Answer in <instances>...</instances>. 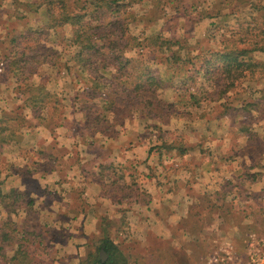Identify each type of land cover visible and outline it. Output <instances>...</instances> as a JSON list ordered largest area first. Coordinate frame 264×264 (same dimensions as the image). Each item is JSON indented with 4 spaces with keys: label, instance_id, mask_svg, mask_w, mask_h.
<instances>
[{
    "label": "crops",
    "instance_id": "obj_1",
    "mask_svg": "<svg viewBox=\"0 0 264 264\" xmlns=\"http://www.w3.org/2000/svg\"><path fill=\"white\" fill-rule=\"evenodd\" d=\"M45 7L37 0H0V17L9 21L0 23V264H79L94 240L104 236L129 255L128 264L136 261L126 236L140 242L145 258L153 249L157 262L164 243L198 224L194 211L210 214L208 201L223 202L235 212L239 200L256 201L247 211H264V130L257 128L264 114L257 112L258 97L243 100L237 90L218 96L214 89L220 82L190 83L188 91L196 97L176 101L187 106L185 145L182 130L174 131L173 142L166 145L161 137L148 138L146 128H133L131 120L147 118L140 111L117 116L101 110L88 118L80 109L81 121H93L91 129L67 126L65 111L57 125L40 122L27 84H20L18 70L3 61L12 34L27 39L22 31L42 11L48 22ZM15 25V31H7ZM257 83L246 80L248 88ZM152 139L160 146L149 149ZM226 189L234 199L227 200ZM233 224L236 218L229 219ZM21 246L26 260L13 259Z\"/></svg>",
    "mask_w": 264,
    "mask_h": 264
},
{
    "label": "rangeland",
    "instance_id": "obj_2",
    "mask_svg": "<svg viewBox=\"0 0 264 264\" xmlns=\"http://www.w3.org/2000/svg\"><path fill=\"white\" fill-rule=\"evenodd\" d=\"M39 1L54 3L53 5L51 4L54 10L50 12H53V15L57 14L56 11L59 6L55 2L57 0ZM98 1L104 4L106 0ZM117 1L119 4L118 10L112 18L109 15L107 16L104 5H101L98 10H94L93 0L64 1V4L69 10L78 11L83 14L84 22L88 25L90 33L95 35V38L103 36L108 31L115 34L117 37L114 42L115 46L117 48L123 47L124 51L122 53L123 59L121 60L127 61L130 58V61L126 63L124 69L121 71H117L112 67V65H116L115 60L108 61V65L113 70V74L107 77L102 72L103 70L99 71V75L103 77L105 83L112 80L110 82V88H106V90L102 88V90L95 91V93L92 91L91 68L83 70L76 66L71 59L74 52L79 50L78 46L72 44L71 25L65 24L47 29V18L42 11L37 17L38 21H31L30 27H26L27 31H22L25 32V35H29V37L25 40L22 37L19 41L20 48L18 51H24L27 54L39 52L47 56L42 58L37 55L36 58L40 61L30 62L31 68L29 73L31 72L32 77L28 81L30 83L29 86H31L29 92L30 94H35V87L38 85H43L45 90H48L50 93H57L58 90H62L61 93L59 92L61 96L59 97L65 99L63 113L65 111V114H67L64 117L67 126L75 129L85 128V123L80 120V115L78 116L80 109L83 111V114L88 111V116H91L92 112L96 111V105L101 104L103 106L108 97L113 100L110 111H115L117 116L123 113L138 111L137 109L141 106L147 108L145 103H142L143 99L136 96L131 87L124 89L121 81L124 79L122 74L128 68L131 70L130 66H138L135 70H139V68L142 69L143 66L145 67L148 64L151 70L157 71L156 80H158V84L153 85L150 89H142L139 95L142 98L144 97V100H151L153 102L160 101L165 106L172 104V113L164 122L151 118L149 116L151 114H149L146 119L131 120L130 124L133 128L138 126L140 128H146L147 133H149L148 138L159 139L161 137V144L166 145L173 142L171 140H174L176 136L172 134L174 131L182 130V144L185 145L187 143L186 133L189 131L186 128L185 118L187 106H183V104L178 105L176 101L179 99H176L175 96L178 95L180 98L185 97L187 92L185 91L186 86L188 87L190 83L194 84L197 81L198 86L201 87L202 80L205 81V78L197 76V80H190L185 75L171 77L170 68L172 65L167 59V56L171 55V50L176 48V46L175 44H170L169 41L165 42V40H171V37L180 39L181 46L178 50L185 59V49L187 47L194 48L206 45L207 47L218 49L221 46V42L229 40L232 35L244 39L245 46L258 43L264 46V0H242L241 2L239 0ZM11 12V9L7 10V14H11ZM198 12H204L207 16H213L203 18V24L197 25L195 20ZM2 21L3 19L0 17V23L7 24L9 22H6V19ZM11 29L6 30L13 32L17 29V25L11 27ZM187 34L188 36L190 35L189 38ZM99 42L107 44L105 41ZM150 55L156 56V65L151 62L152 59H149L148 56ZM252 55L264 63L263 51H254ZM109 56H112V54L110 53ZM97 60L95 62L101 65L102 63H98L100 57ZM104 61L102 62L105 63ZM3 62L5 64L7 60ZM6 66H8V63ZM183 66L186 68V62L182 64ZM210 77H213V80ZM214 78L217 80L216 82ZM209 79L206 81L214 82L215 85H218V82L221 81L220 76L218 77L215 73L209 74ZM247 79H250L249 76L243 78L236 88L228 92L237 90L239 97L244 98L243 100L256 97L262 99L257 106V112H261L258 114H264V70L255 73L253 80H256L258 83L254 87L248 88L246 86ZM192 80L194 81L192 82ZM128 81L132 82L130 75ZM61 83L65 84L63 88L60 87ZM145 86L148 87L147 84ZM238 86H242V88ZM101 91L105 92V94H100L99 92ZM214 91L217 94V90L214 89ZM75 99H78V101L73 103ZM103 99L105 100L104 102L102 101ZM166 109L170 111L171 107H166ZM63 113L61 111V114ZM178 118H183V121H179L176 124V119ZM118 122L121 123L120 120ZM156 127H159V130ZM257 128L264 130V124L261 123ZM164 132L166 141L163 140L164 134L162 133ZM154 142V140L152 142L148 141L147 146L149 149L160 146L158 145L159 143L154 145ZM164 161L170 164L171 158L168 159L166 156ZM227 186L228 184H225V187ZM228 190L226 189L225 192L227 200L234 199V194L228 193ZM255 202L239 200L237 209L246 211L248 217L250 216L249 219L242 221L243 224L256 225L258 231H264V227L262 226L264 223L260 221L263 216V211L258 209L259 207L252 209V211H247L250 207L253 208L256 206ZM207 203L205 207L208 208L210 214H203L205 210L200 211L198 214H196L198 211L193 212V221H197L196 218L201 215L202 222L198 223L200 225V232L198 233L193 230V232L180 233L179 231L176 233L173 241L168 240V242L164 243V245L166 244L165 252H163L164 254L161 260L157 262H155V257H153V249H151L152 256L149 255L145 258V252L138 250V243L140 242L135 237H133L135 239L132 237L129 239L130 236H126L130 247V251H127H129L132 259L136 261L135 264H194L197 261V252L203 251L204 249L207 250L216 244V242L224 239V235H233L235 237L238 234V232L236 233L237 224H233V226L229 225V219L234 216L231 215L233 214V210H229L228 207L224 206L223 202L218 200L209 205ZM213 204L214 206H212ZM246 204L249 205L248 208H241ZM195 208L193 209L197 210ZM152 243L153 247L155 243L154 241Z\"/></svg>",
    "mask_w": 264,
    "mask_h": 264
},
{
    "label": "trees",
    "instance_id": "obj_3",
    "mask_svg": "<svg viewBox=\"0 0 264 264\" xmlns=\"http://www.w3.org/2000/svg\"><path fill=\"white\" fill-rule=\"evenodd\" d=\"M51 1V0H50ZM65 0H57L55 1L57 4H59L57 8V14L53 15V12H50L51 10H54L53 4L51 2L46 1H39L41 4H44L46 6V11L49 14V20L47 24V29H52L55 26H61L65 24L71 25V34H72V44L75 46H78L79 50L77 52H74V54L71 56V59L74 61L75 65L83 70H87L91 68L92 71H90L91 81L93 83L92 91L95 93V91H100L102 88H110V85L112 80L106 83L103 81V77L99 75V71L103 70L108 72V75L113 74L112 69L110 65H108V61L115 60L116 65H112V67L115 68L117 71H121L124 69L127 62L130 61V58L126 60L123 59V47L117 48L115 46L114 42L116 41L115 34L111 33V31H108L103 36H98L95 38V35L93 33H90L88 25L84 22V16L78 11L69 10L67 6L64 4ZM93 8L94 10H98L101 5H104L105 11L107 12V16L109 15L111 18L115 16V12L118 10L119 4L118 1L114 0H106L104 4L99 2L98 0H93ZM240 2L242 0H239ZM38 2V0H37ZM52 4V5H51ZM207 16L204 14V12H198L197 18L195 21L202 20L205 17H212ZM97 19V18H95ZM188 20V18H187ZM11 32V31H10ZM24 35L22 33L15 32L12 34L8 41V46L6 50H8V53L5 54V58L8 61V65H10L12 68H15L18 70V79L21 83L27 84L29 90L31 86H29V79L32 77L30 68L31 63L30 62H39L40 60H37V55L39 57L45 58L47 57L44 53H37L34 52V54H27L24 51L20 52L18 49L20 48V40ZM188 36V34H187ZM190 36V35H189ZM188 36V38H189ZM99 41H105L107 44L100 43ZM170 42V44H175L176 48L171 50V55L167 56L168 60L170 61V64L172 67L170 68L171 77H177L178 75H185L189 79H194L197 76H201L205 78V80H213V77H210L209 74L215 73L217 76H220V85L217 90V95L222 96L229 90L235 88L238 83L245 78L246 76H249L250 79H253L254 75L258 71L264 70V63L256 59L252 52L254 51H263L264 52V46L263 44H248V46H245L244 39L238 38L235 35H232L229 40H225L221 42V46L218 49H213L210 47H207L206 45L202 47H194L191 48L190 46L185 49L186 59L184 56H182L179 52V48L181 46L180 39L171 37V40H165V42ZM178 50V51H177ZM197 50H199L197 52ZM112 54V56H109V54ZM99 55V56H98ZM100 57V61L98 63H102L101 65L97 64L95 62L97 58ZM149 59H152V63L155 64L156 56H148ZM185 59V60H184ZM105 60V61H104ZM107 60V62H106ZM98 61V60H97ZM104 61L105 63H103ZM126 61V62H125ZM154 61V62H153ZM125 62V64H124ZM186 62V68L182 64ZM150 63V61H149ZM110 67V68H109ZM138 66H130L126 70L124 74V79L121 81L123 83L124 89H128L131 87L134 91V94L138 96L140 99H143L142 103H145L147 108L141 106L137 110L141 112L142 115L151 116L153 119H158L161 122L166 121L165 119L169 117V115L172 113V104L165 106L162 102L156 101L153 102L151 100H144V97L139 95V92L146 88L150 89L153 85L158 84V80H156V70H151V68L148 66V64L143 66L142 69L139 68V70H135ZM157 69V68H155ZM94 72V73H93ZM116 72V71H115ZM96 73V74H95ZM132 78V82L128 81V77ZM106 78V77H105ZM215 80V78H214ZM217 81V80H215ZM148 85L145 86V85ZM36 93L31 94V98L34 102L32 109L36 116H39L40 122L46 124H53L57 125V118L61 117V111L63 113L64 106L62 101L60 100V97L57 93H50L48 90H45L43 85H38L35 87ZM108 90V89H107ZM188 87H185L186 96L183 97L185 100L187 96L196 97L195 94L188 91ZM215 92V91H214ZM114 95V93H112ZM212 95V94H211ZM214 95V93H213ZM176 99H179L180 96L176 95ZM182 98V97H181ZM141 101V100H140ZM113 100L108 97L106 99V102H104L101 109L96 110L99 111H110L111 104ZM186 104H183V106ZM167 108H170V111H168ZM165 109V110H164ZM45 110L46 116L40 117V113ZM167 111V113H166ZM88 113V111H86ZM115 112V111H114ZM169 112V113H168ZM89 118V116L87 115ZM86 118V120L88 119ZM150 119V118H149ZM168 119V118H167ZM93 122V121H92ZM90 120H88L87 123H85L86 128L91 129L92 123ZM7 124H10L7 122ZM103 124H109L108 122H103ZM112 124H109L111 128ZM13 126V124H11ZM15 127V126H14ZM105 128L108 126H104ZM114 128V127H113ZM156 129H159V127H156ZM209 202V201H208ZM210 204V203H209ZM208 204V205H209ZM214 206V204L212 205ZM235 212L232 211L234 215L231 218L235 219L237 222V227L239 228L240 233L242 232L247 233L250 230H257L258 227L252 226L251 224H243L242 221H245L246 219H249L248 213L246 211H240ZM230 218V219H231ZM197 219V222H201L200 216ZM262 223H264V211L263 216L260 220ZM264 227V225H262ZM200 225H195L191 228H189V232H200L199 231ZM241 233V234H242ZM104 250L107 254V257L105 260H101L100 258V250ZM206 253V250L197 252V261L200 260L204 254ZM27 252L23 248V246L20 247V249L15 252L13 259L19 260L22 256H25L24 259L26 260ZM129 255L125 253L118 244H116L113 240H111L108 236H104L100 240H94L92 248L87 253L86 257L79 262V264H128ZM12 259V260H13ZM21 261V260H19ZM196 261V262H197ZM195 262V263H196ZM194 263V264H195ZM18 264H22V262H19ZM26 264V262H24Z\"/></svg>",
    "mask_w": 264,
    "mask_h": 264
},
{
    "label": "built area",
    "instance_id": "obj_4",
    "mask_svg": "<svg viewBox=\"0 0 264 264\" xmlns=\"http://www.w3.org/2000/svg\"><path fill=\"white\" fill-rule=\"evenodd\" d=\"M237 232L235 237L227 235L208 248L195 264H264V231L241 234L237 227Z\"/></svg>",
    "mask_w": 264,
    "mask_h": 264
},
{
    "label": "water",
    "instance_id": "obj_5",
    "mask_svg": "<svg viewBox=\"0 0 264 264\" xmlns=\"http://www.w3.org/2000/svg\"><path fill=\"white\" fill-rule=\"evenodd\" d=\"M100 258H101L102 261L106 259V253H105V251L102 250V249H101V251H100Z\"/></svg>",
    "mask_w": 264,
    "mask_h": 264
}]
</instances>
